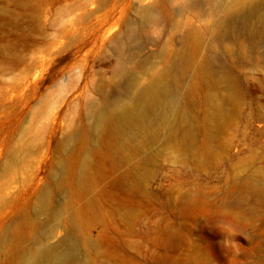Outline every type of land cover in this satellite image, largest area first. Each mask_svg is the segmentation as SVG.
Segmentation results:
<instances>
[{
    "label": "rangeland",
    "instance_id": "rangeland-1",
    "mask_svg": "<svg viewBox=\"0 0 264 264\" xmlns=\"http://www.w3.org/2000/svg\"><path fill=\"white\" fill-rule=\"evenodd\" d=\"M163 1L180 5L0 0V264L68 235L75 264H264V71L239 65L235 102L217 121L207 100L217 77H201L209 37L197 55L189 50L195 63L159 137L158 122L138 133L93 129L95 112L133 106L132 79L144 87L145 71L181 48ZM44 194L47 212L37 214Z\"/></svg>",
    "mask_w": 264,
    "mask_h": 264
},
{
    "label": "bare ground",
    "instance_id": "bare-ground-1",
    "mask_svg": "<svg viewBox=\"0 0 264 264\" xmlns=\"http://www.w3.org/2000/svg\"><path fill=\"white\" fill-rule=\"evenodd\" d=\"M179 2L180 5L175 9L169 6L168 2L163 1L162 18L164 23L173 27L176 32L183 31L179 41L181 48L173 57H170L166 66L159 72V69L155 71L154 67L145 71L151 78L144 87H138V81L132 79L126 99L133 101V106L115 105L110 111L95 112L93 129H98V126L105 124V126L116 128L120 133H138L144 131L153 122H158V129L155 133H151V136L159 137L162 124L166 122L167 115L173 110L172 95L178 91L181 81L189 75L192 64L195 63L189 59V50L193 55H197L209 37L211 43L208 44L206 67L201 68L203 72L201 77L202 79L210 78L211 74L217 77L213 82L207 79L210 82L208 85L215 90L207 100L217 121L223 119V104L232 107L235 102L234 75L239 65H251L255 70L264 71V51L262 50L264 48V0H232L231 2L179 0ZM170 9L175 10L174 14ZM142 12L146 13V10ZM187 12L189 15L184 21L175 19L176 16ZM202 16L205 17L206 23L202 26L195 25V19L199 20ZM146 19L148 23L157 21L156 17L152 16ZM134 36V31H130L129 37ZM173 40L175 39L172 35L168 41L172 43ZM217 46L223 49V57L215 54ZM222 58L225 62H222ZM178 67L181 76L176 77L173 75V70ZM119 71L120 77L126 76L128 70L125 63H119ZM221 85L230 91V95L221 97L218 90ZM177 119L178 117L175 121ZM185 138L186 134H183L182 139L185 140ZM99 179L104 180L105 175H101ZM88 181L87 172L81 171L79 182L85 189L90 187ZM47 200V195L44 194L42 201L46 203H40L36 208L37 214L47 212ZM78 255L77 244L68 235L64 241L55 246H49L40 241L34 249H28L24 253L20 264H75L78 263Z\"/></svg>",
    "mask_w": 264,
    "mask_h": 264
}]
</instances>
